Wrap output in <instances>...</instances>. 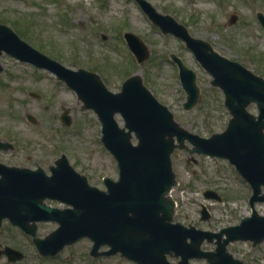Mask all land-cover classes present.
Here are the masks:
<instances>
[{"label":"rangeland","instance_id":"1","mask_svg":"<svg viewBox=\"0 0 264 264\" xmlns=\"http://www.w3.org/2000/svg\"><path fill=\"white\" fill-rule=\"evenodd\" d=\"M148 1L159 12L170 14L185 24L193 36L208 40L221 54L264 77V28L257 18L258 11L264 12V0ZM232 13L238 15V20L230 24ZM0 22L65 66L98 72L112 91H119L130 75L140 74L144 84L169 107L175 119L193 133L208 137L224 130L231 117L224 104V93L220 87L212 85L210 73L183 40L163 33L137 0H0ZM125 31L144 38L150 51L147 60L137 62L126 44ZM171 53L197 72L201 93L190 109L183 106L187 94ZM0 61L3 66L0 140L14 143L20 155L29 153L33 161L40 159L42 156L38 153L43 151L47 160L44 164H53L66 154L73 166L100 188H105L104 176L117 179V161L101 140L102 124L92 109H85L76 91L55 73L7 53L0 56ZM33 92L39 96H34ZM248 109L258 112L255 103ZM63 113H67L69 124L62 120ZM117 118L123 125L122 118L119 115ZM186 144L191 146L188 141ZM172 160L178 179L172 191L177 201L176 221L218 231L239 224L251 214L252 189L229 160L191 154L184 149H176ZM207 189L216 191L222 199L206 197ZM47 202L53 206L63 205L56 200ZM203 206L210 214L208 219H202ZM256 209L264 215V201L257 202ZM11 226L6 221L0 230V241L11 243L25 257L14 263H8L3 257L0 264H135L120 254L92 256L89 238L66 246L55 256L43 257L30 235ZM56 227V222L40 221L38 234L45 236ZM215 247L214 242L202 244L205 250ZM228 250L235 258L243 260V264H264V240L257 245L250 240H236L228 244ZM190 261L191 264H209L204 258Z\"/></svg>","mask_w":264,"mask_h":264},{"label":"water","instance_id":"2","mask_svg":"<svg viewBox=\"0 0 264 264\" xmlns=\"http://www.w3.org/2000/svg\"><path fill=\"white\" fill-rule=\"evenodd\" d=\"M138 1L164 33L175 34L185 41L203 68L213 76L211 83L223 90L224 102L231 114L226 128L209 137L193 133L156 98L140 74L131 75L124 80L120 91L113 92L98 73L66 67L0 22V56L5 52L46 67L74 88L85 107L93 108L98 114L102 140L119 166L118 180L105 177L107 190H104L91 185L65 154L51 167V176L44 175L42 169L31 171L0 163L3 174L0 177V225L4 218L20 225L34 236L43 255L56 254L64 245L89 237L94 241V255L120 252L136 264H191L193 257L206 258L210 264H243L228 250V244L235 240H252L256 245L264 240V215L255 207L256 202L264 201V77L221 54L208 40L193 36L185 24L170 14L159 12L150 1ZM258 17L264 26V14L259 12ZM237 20V14H232L230 24ZM125 37L138 62L149 58L150 51L142 37L133 32H126ZM171 57L179 66L187 93L183 106L190 109L200 98L197 72L176 54L172 53ZM2 70L0 61V73ZM252 102L256 103L258 114L249 111ZM116 114L123 117L124 126L119 124ZM62 118L70 123L66 114ZM134 136L137 144L132 140ZM186 140L193 146H187ZM175 148L229 159L252 186V215L218 232L174 222L176 201L170 191L178 183L172 164ZM204 194L222 199L210 189ZM46 198H57L72 206L52 207L45 203ZM202 218H209L205 206ZM41 220H55L59 226L40 238L37 221ZM205 240L215 241L216 248L203 250ZM102 245L111 248L99 252ZM12 253H18L17 258L22 257L17 250L12 249ZM168 255L180 260L172 262Z\"/></svg>","mask_w":264,"mask_h":264},{"label":"flooded vegetation","instance_id":"3","mask_svg":"<svg viewBox=\"0 0 264 264\" xmlns=\"http://www.w3.org/2000/svg\"><path fill=\"white\" fill-rule=\"evenodd\" d=\"M38 155L42 157L40 159H35L34 161L32 160V155L29 153L20 155L17 145L12 144L9 141H6L5 143L2 144V147H0V162L1 163H4L5 165L12 166V167L29 169L31 171L37 170V169H43L44 175L46 174L48 176H51L52 172H51L50 167L54 165L55 162L53 164L51 163L44 164L45 162H47V160L45 159V154L43 153V151H40ZM0 177H3L2 173H0ZM5 223L6 221H4V223L0 227V230H2V227L4 226ZM13 226L19 228L17 225L12 224L11 227L14 228ZM10 240L12 241L13 238H11ZM11 249H17V248L12 246L11 243L0 241V258L4 257V260H6L8 263H14L25 257V254L23 253L24 255L21 259L14 260L12 257L17 258L19 254L16 253L17 255H15L14 253H12ZM10 252L13 254V256L10 255ZM47 257H51V256H47Z\"/></svg>","mask_w":264,"mask_h":264}]
</instances>
